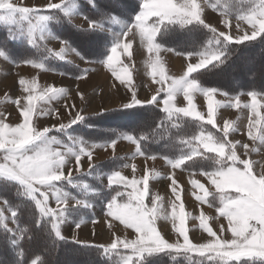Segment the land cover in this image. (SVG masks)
Returning a JSON list of instances; mask_svg holds the SVG:
<instances>
[{
  "label": "rangeland",
  "instance_id": "374dc122",
  "mask_svg": "<svg viewBox=\"0 0 264 264\" xmlns=\"http://www.w3.org/2000/svg\"><path fill=\"white\" fill-rule=\"evenodd\" d=\"M107 1L110 4L109 8L116 7V12L123 11L125 13L130 8L129 6H132L129 2H127L126 5L122 0ZM228 1L230 0H197V3L203 9L201 15L202 19L205 21V24H202L205 29L204 33L206 34V38L212 35V41L211 44L205 46L204 51L198 49L191 51L193 55L190 57L185 55L187 53L178 52L174 50V48L171 49L166 44L156 41L155 38L154 43L159 44L161 47L158 51L149 53L145 42L141 40L135 29L130 32L128 36L121 37L125 42L131 41L128 54H123V49L118 50L121 53L119 55V60L123 62L120 67L127 66L128 68L126 76L124 73H121L122 78L128 82L122 84L120 80L113 76L109 68L104 65L103 60L110 54L111 46L120 39L121 33L125 31L129 25L135 23L134 19L140 11L141 0H137V10L133 14L134 17H132L131 20L119 14H111V16L105 19H92L87 17L84 14L85 12L81 11L80 4H78L77 0H10V2L18 6L39 9L36 15H46L49 16L50 19L47 21H37L36 15H34L31 18V24L26 20H20L18 23L0 21V25L8 26V37L10 36L12 40L15 41H22L32 48L38 47L42 54H50L60 62L65 63L58 68L44 67L39 63L40 61H38L37 57L33 55L28 56L25 51L23 54L16 57L10 53L7 54L6 50L0 49V52L4 53V55L0 56V119H2L4 123L12 126L23 122V117L20 113L23 106L26 104L25 97L29 95V93L24 91V87L30 85L32 81H35L36 87V91L33 95L37 97L50 87L65 89L64 93L57 95L55 98L36 99L34 101L35 108L30 114L31 117H26L28 120L31 119L30 124L25 125V127L29 135H31V126L37 130H43L44 128L49 129L46 133L48 138L51 139L55 137V140L59 142L55 143L54 141L52 148L66 154L65 164L62 166L61 171L67 176L69 169H71L70 179H66L64 182L82 190L92 191V193L89 194H92L94 198L105 205V208H101L96 205L99 204L98 201L92 204L90 201L86 203L85 200L79 199L81 203L90 207L92 213H90L89 216L84 215V217H82V222L75 221L74 219L73 221L71 220V222V217L66 209L67 207H76L78 204H76L75 201H77L78 198L54 181V189L59 191L61 199L66 200V203L61 205L56 201L54 190L41 188V191H46L47 193V206L49 208L59 210L65 207L64 215L60 217V220L54 221L52 217L53 222L59 224L63 237L66 234L70 237L64 238L72 241L77 240L76 242L79 243H81L80 241L82 240H86L88 243L85 244H92L100 247L101 245L97 243L114 242L117 244L116 240L113 239L119 238L120 242L118 244V249H127L130 251H125L123 253V260L125 257L131 260L135 255V250L127 246V243H131L132 239L136 237L135 229L125 226L119 220L111 216L110 219L106 216L107 203L112 196L108 200L102 199V193L100 192L101 189L108 188L113 191L112 195H115L117 192H122L120 196H117V202L122 203L128 200L127 193L131 192L132 189L123 184H121L123 189L119 186L114 188L115 184L109 185L107 177L111 175L110 173L99 174L97 171H89L93 166L92 164L103 162L109 157L117 158L115 156L120 155L124 158L123 160L121 159L123 163L119 166L121 167L119 172L127 179L131 180L133 177L138 180L142 179L147 170L149 175L148 193L145 196L144 203L151 208L152 197L156 196L159 198L157 201L158 209L155 218V227L158 232L155 238L150 242L152 245H155L156 241L159 240L161 244L160 250L177 249L196 253L210 252L218 255L222 260L227 259L230 253L234 254L238 251H250L253 255L241 256L240 258L247 259V261L253 264H264V257L255 254L256 252H264V142L260 140V137L264 135V121L257 124L254 129L256 139L250 138L248 136L249 118L250 115L254 117V114L251 113V109L248 107V105L251 104V98L247 94H242L238 97L223 95V93H225L224 89L227 87V89H229V87L231 89L232 85L240 84L242 81L247 82L246 80L253 79V76L255 77L253 81H255L256 84H260L261 82L264 83V65L262 66L264 62L260 63L259 61L260 58L264 61L263 46L242 53L241 56H246H240L241 58L232 63L230 69L232 68V71L235 70L237 73L243 74L242 76L237 78V76L233 75L232 71H229L225 67L219 70L213 68V71H209L210 73H201L200 76V80L209 85L202 86L196 80L199 88L191 94L192 106L204 117L200 122L207 123L208 100L201 89H216L212 94L213 122L210 125L215 128L218 134L214 131V133L212 131H198L197 136H207L211 134L214 140L224 141L225 138L222 129L225 122H228L229 132L226 139L227 142H230V147L235 149L239 158L233 161L230 156L225 155L224 158H222L223 161L215 165L216 169L219 167L224 169L223 174L208 178L206 175H203L202 172H213L216 169L193 170L192 168L183 169L181 167L174 169L168 163V159L155 154H143L140 149L137 151L138 146L136 142L124 138L125 135L132 136L126 131L118 132L117 138L114 139L116 144L112 146L111 142L92 141L85 135H94L96 130L88 131L89 133L84 132L82 133L83 135L69 130V127L73 124L71 122L76 118L77 114L83 117L87 116L91 122L95 121L96 127L98 125L108 124L109 121L112 124L118 123L134 126L135 124L140 125V123L145 120L151 124V115L154 113L151 109H147L145 113L133 110L130 112H121L122 114H116L118 113L117 108L131 103L133 99L132 94L135 92L136 99L141 101L140 104L149 103L148 106H151L150 103H152L164 109L163 101L166 97V92L159 91L162 87L161 84L156 82L159 76L157 75L153 78L148 74L150 71V59H154L158 55L166 75L179 78L183 75L184 71H186L189 63L196 64L201 59L196 53L204 52L206 55L213 53L220 55L218 52L219 47L217 49V47L215 48L214 46L217 41V36L212 34L209 27H206V24H210L212 27L216 28L217 32H227L234 38L243 35L245 32L250 35V25L236 19V16L239 15L238 12L240 11L241 4L248 2V0H236L238 3H234L232 0V5H228ZM252 1L253 4L258 3V0ZM172 2L178 3L179 0H172ZM49 4H62L61 8H57L58 15L54 13L56 8H49ZM220 7L222 8L219 9ZM65 8L67 9V15L65 14ZM209 12H213V17H211ZM0 14H3V10H0ZM59 15L60 17H58ZM85 17H87L88 20L98 21V25L94 27L104 30L108 35H98L97 40H95V37H92L91 42H88V44L84 42L86 39L90 40L94 32L92 30L93 27H89L88 20ZM113 17H115V21ZM157 19V17H149L150 24L154 23ZM225 20L228 21V27H225L223 23ZM55 22L59 24V27L61 24L64 26L66 23L67 28L64 29L65 31L63 33L59 34L54 30ZM165 23H167V21H165ZM179 25L180 24H176V30H173V32H180L177 33L175 39H180L182 41L181 43L188 41L193 45L192 38L195 37V34L192 33V29H190L191 31L189 32L186 30L179 31V29H177ZM33 26L35 27L30 36L29 29ZM41 29H43V31ZM67 29L71 30L67 31ZM1 34L0 31V43H3L5 42V37ZM30 39L32 41L31 43H29ZM60 40L66 41L69 47L64 48ZM105 40L109 41L105 42ZM207 42L208 40H206L204 44ZM5 43L10 44L11 42ZM101 43H104V45L105 43L107 44L100 49ZM25 49L28 51L26 47ZM71 49H75V51ZM14 52L17 54V50ZM77 53H79V55H77ZM176 56L182 61L181 63L178 61L175 66L173 60L176 59ZM61 57H63V59H61ZM28 61L32 63H28ZM215 61L216 60H213L211 63ZM37 65H42V67H38ZM77 66L82 70L79 74L77 73ZM212 66L214 67V65ZM259 66H262L261 70H258ZM205 67L200 68V72L204 70ZM188 78L193 79L190 77ZM21 79L25 81V85L19 83ZM168 83H170V81H168ZM256 93L263 94L264 92L257 91ZM153 96L157 98L156 102H147ZM237 98H239L240 105L234 107L233 105ZM256 99L258 101L257 111L264 117V95H258ZM17 101H20V103L17 104ZM143 106L147 107V105ZM172 106L175 108L189 107L188 101L185 100L182 91L175 94ZM102 111L105 112L100 113ZM174 114L183 116L182 113ZM61 125L65 127L61 129ZM192 127L193 126H190L191 131H193ZM3 132L4 129L0 128V136L3 135ZM197 136L195 135L192 137L194 141L192 144H194L183 156L191 155L193 151L198 152V156H203L205 154L204 152L207 150L202 147V141L196 139ZM134 141H136L135 138ZM245 144L248 145L247 154L243 147ZM93 145H96V147H93ZM81 147H84L85 153L91 152L92 159L89 161L87 155H82L81 168L77 171L75 156L68 154V149H73V152L78 154ZM228 151L229 147H226L225 152L227 153ZM5 154L6 150L0 149V163H4L3 156ZM153 156L155 159L150 158ZM211 157L213 158L214 154H212ZM89 164H91V167H89ZM233 166L234 171H230L229 169ZM87 171L90 172L89 174H91L92 177V181L89 183L80 178L82 177L80 173H88ZM78 174H80L79 177L75 176ZM169 177H174L179 185L178 190L181 194V201L176 203L177 205L183 204L185 213L184 225L180 224L179 227L185 234L189 235L190 240L185 239L183 241L182 237L175 231L172 217V201L175 200V197L169 188L171 184ZM193 179L197 188H194L190 184V181ZM221 181L223 182L222 184L220 183ZM233 181H238L239 183H233ZM138 187L143 189V184L138 185ZM205 193H207V195H205ZM36 195L40 198L39 192L36 193ZM221 195L229 197L230 200H226L222 203L220 201ZM196 196H200L202 199L197 200ZM225 204L227 205L226 208ZM12 211L13 210L0 199V223L17 234L18 232L14 219L11 215ZM176 211L177 218L180 219L183 215V208L181 207L180 213L179 207H177ZM178 219L175 221L176 225L179 224ZM113 223L121 225L124 229H115L112 226ZM77 224L80 225L79 228L76 227ZM85 224L88 225L86 226ZM98 225H102L103 230L99 229ZM160 234L163 238L160 237ZM209 237H211V239ZM178 241L183 244L179 249L175 247ZM206 241H208V244L204 243ZM164 243H170L174 246L163 247L162 245ZM197 245L201 247H196ZM66 252H70V250H66ZM74 252L77 253H74L75 256H79L80 253H82L79 249ZM145 252L148 253L147 251ZM120 264H123V261Z\"/></svg>",
  "mask_w": 264,
  "mask_h": 264
},
{
  "label": "snow or ice",
  "instance_id": "6c2138e0",
  "mask_svg": "<svg viewBox=\"0 0 264 264\" xmlns=\"http://www.w3.org/2000/svg\"><path fill=\"white\" fill-rule=\"evenodd\" d=\"M89 3H93V0H88ZM49 8H61L62 4H49ZM0 10H3V14H0V21H5L7 23H18L20 20L29 21L31 24V18L36 15L39 9L32 7H24L18 6L15 3L10 2V0H0ZM65 14L67 15V9L65 8ZM202 11L203 9L197 3V0H179L178 3H173L172 0H141L140 11L135 16V23L129 25L125 31H123L120 35V39L115 42L110 48V54L103 60V63L109 70L112 72L113 76H115L118 80L121 81L122 84L127 83L124 78H122L121 73L127 75L128 68L127 66L120 67L123 64L122 61L119 60V55L121 54L118 50L123 49V54H128V49L130 47L131 41L125 42L121 39V37L128 36L130 32L134 29L139 34L142 41L145 42L147 51L149 53H153L158 51L161 47L159 44L154 43V38L157 33L161 31V25L167 24H180L181 26L191 24L193 22H198L200 24H205V21L202 19ZM149 17H157L158 19L151 23L149 22ZM87 20L88 18L85 17ZM37 21H47L50 19L49 16L46 15H36ZM238 21L245 22L251 27V34L249 35L245 32L243 35L238 37H233L229 33L221 31L217 32L216 28L212 27L210 24H206V27H209V30L214 33L218 38H222L224 41L231 42L235 40V42L239 43L242 41L255 39L261 33H264V0H258V3H254L253 6L246 12H243L236 16ZM115 21V17H113ZM225 27H228V21H223ZM89 27H94L98 25V21L88 20ZM33 27L29 29V35L33 31ZM43 31V29H41ZM31 39L29 43H31ZM61 45L64 48L69 47L66 41L60 40ZM75 51V49H71ZM63 51V48H62ZM4 55L3 52H0V56ZM79 55V53H77ZM186 56H192L193 53L189 52L185 54ZM196 55L200 56L201 59L196 64L189 63L187 65L186 71H184L183 75L179 78L169 77L165 73V69L161 64L160 57L157 55L154 59H150L149 62V75L155 78L157 75L159 79L156 81L161 84L162 87L159 91L166 92V97L163 101L164 111L167 112L170 116L174 113H182L185 116L195 117L197 119L203 120L204 117L195 110L192 106V92L196 91L199 88L198 82L195 79H189V74L195 72L196 70L205 67L210 64L213 60H220L221 56L215 53L206 55L204 52H198ZM63 59V57H61ZM28 63H32L28 61ZM38 67H42V65H37ZM79 78V77H78ZM170 81V83H168ZM21 85H25V81L21 79L19 81ZM131 90V89H130ZM24 91L29 93L25 97L26 104L23 106V109L20 115L23 117V122L18 123L14 126L4 123L2 119H0V128L4 129L3 135L0 136V149L6 150V154L3 156L4 163H0V177L7 178L10 180H14L18 182L21 186H23L25 190V194L27 197L31 198L35 202V206L37 210L44 216L53 217L54 221L60 220V217L64 215V209L60 208L54 209L49 208L47 206V193L46 191H41V188L54 190V195L56 197V201L58 204H65L66 200L61 199L59 191L54 189V181H60L62 179H70L71 177V169H69L68 175L65 176L61 171L62 166L65 164V153H62L58 150H54L52 148V144L59 143L55 140V137L49 139L46 133L49 129L44 128L43 130H37L36 128L31 126V135H29L28 130L25 125L30 124V120L26 119V117H31L30 114L33 112L35 108L34 101L36 99H45V98H55L57 95L64 93L65 89L63 88H48L46 89L39 97L33 95L36 91L35 81H32L30 85H26L24 87ZM182 91L185 100L188 101L189 107L175 108L172 106V101L175 98V94L177 92ZM203 91L204 96L208 100L207 109H208V117L207 123L211 124L212 114H213V100L212 94L216 91V89H201ZM132 102L129 104L123 105V107H131L133 105L140 104L141 101L136 99V94L133 92ZM247 95L251 98V104L248 107L251 109V113L249 118V130L248 136L252 139H256L254 134V129L257 124H260L261 121H264V117L260 115L257 111L258 94L256 92H248ZM156 97L153 96L147 102H156ZM20 101H17L19 104ZM240 105L239 98L236 99L234 107H238ZM83 116L77 114L76 118L71 122L75 123L81 120ZM7 126V127H5ZM65 126L61 125V129ZM225 140H214L211 134L207 136H197L196 139L202 141V147L207 151L215 152L217 154L216 163L220 164L225 155H228L232 158L233 161H236L239 156H237L236 151L233 147H230V142H227V135L229 132V124L225 122L224 127L222 129ZM127 140H131L133 142L134 138L130 135H125L124 137ZM260 140L264 142V135L260 137ZM116 141H111V145L114 146ZM96 147V145H93ZM229 147V151L226 153L225 148ZM245 149V153L247 154L248 145H243ZM139 151V148H137ZM68 154L75 156L76 161V170L79 171L81 168V156L87 155L89 161L92 159L91 152L85 153L84 147L79 149V153L76 154L73 152V149H68ZM199 155L198 152L193 151L191 155L182 156L176 160H168V163L172 168H180L182 164L186 160H192L193 156ZM155 159V157H150ZM91 167V164H89ZM230 171H234V166L229 169ZM224 169L219 167L213 172H202L203 175H206L208 178L212 176H216L219 174H223ZM171 180V184L169 185L170 191L172 192L175 200L172 201V217L174 222L175 231L182 237L183 241L185 239H189V235L185 234L184 231L179 227L180 224L184 225L185 222V213L183 204L177 205L176 202L181 201V194L178 190L179 185L174 177H169ZM107 181L109 185L112 184H123L132 189L131 192L127 193L128 200L126 202L118 203L117 196H120L121 193L117 192L115 195L111 197V199L107 203V215L119 220L125 226L135 229L136 237L132 239L131 243H127L129 248L135 250V255L138 257H142L145 251L151 253L154 251H158L161 248L160 241L157 240L155 245H152L150 242L155 238L157 228L155 227V218L158 209V197L153 196L151 199V208H149L145 203V196L148 193V181L149 175L147 170L143 175L142 179H133L129 180L126 177L121 175V172L115 171L111 175L107 177ZM194 179L190 181V184L197 188L194 184ZM223 183L222 181L220 182ZM233 183H239L238 181H233ZM143 184V189L139 188L138 185ZM86 187V186H85ZM216 187V185H215ZM204 190V189H201ZM40 193V198L37 197L36 193ZM207 195V193H205ZM197 200H201L202 197L196 196ZM226 200H230L229 197H225L221 195L220 201L223 203ZM76 204H80L81 201H75ZM238 203V202H237ZM177 207H179V213L181 207L183 208V215L180 219L177 217ZM227 205L225 204V208ZM11 215L15 217L16 212L12 211ZM179 220V224L176 225L175 221ZM52 230L54 231L56 237L62 238L60 226L58 223L53 222ZM77 228L80 227L79 224L76 225ZM185 228V227H184ZM160 237L163 236L160 234ZM211 239V237H209ZM116 240L117 243L120 242L119 238L113 239ZM208 244V241L204 242ZM163 247H173L174 245L170 243H164ZM183 244L179 241L175 245L178 249L182 247ZM104 247V246H101ZM196 247H201L197 245ZM111 248V244L104 247V250L107 252ZM256 255H260L264 257V252H256ZM252 252L238 251L234 254L230 253L229 257L225 259L224 264H229L230 259L239 260L241 256H251ZM33 264V262H32ZM123 264H130V260L128 257H125L123 260Z\"/></svg>",
  "mask_w": 264,
  "mask_h": 264
},
{
  "label": "trees",
  "instance_id": "16d2710c",
  "mask_svg": "<svg viewBox=\"0 0 264 264\" xmlns=\"http://www.w3.org/2000/svg\"><path fill=\"white\" fill-rule=\"evenodd\" d=\"M122 1H124L126 5L127 2L132 5H128L130 8L125 13L123 11L116 12V7L109 8L110 4L107 0H93V3H89L88 0H77L78 4H80L81 11L85 12L84 14L92 19H105L108 16H111V14H119L120 16L127 17L129 18V20H131L132 17H134L133 14L137 10V0ZM228 2V5H232V0ZM233 2L238 3L236 2V0H233ZM252 6L253 1L248 0V2L241 4V8L238 14L248 11ZM221 8L222 7H220L219 9ZM57 12L58 9L56 8L54 13L57 14ZM58 17H60V15ZM66 23L64 26L63 24H61L59 27V24L55 22L54 30L59 34L63 33L65 31L64 29L67 28ZM165 24L166 25L160 26L161 31L157 33L155 39L158 42L160 41L161 43L166 44L171 49L174 48V50L178 52L188 53L197 49L200 51H204L205 46L211 44L212 35L208 34L209 36L206 38V34L204 33V26L198 22H193L191 23L192 25H179V27L177 28L179 29V31L186 30L187 32L191 31L190 29H192V33L195 34V37L192 38L193 45L188 41L181 43L182 41L180 39H175L177 37V33H180L177 31L173 32V30H176V24ZM7 29L8 26L2 24L0 25V31L2 33L1 35L5 37V42H11L10 44H7L5 42L0 43V49L6 50L7 54L10 53L11 55H15L17 57L18 55L23 54L25 51L28 56L33 55L37 57L38 61H40L39 63L44 67L48 66L50 68H58L65 63L60 62L50 54H42V52H40L39 50L40 48L38 47L32 48L31 46L24 44L22 41L12 40L10 36L8 37ZM70 30L71 29H67V31ZM92 30L94 32L92 33L93 35L90 37V40H84V42H86L87 44L88 42H91L92 37H95V40H97L98 35H108L104 30H101L97 27H93ZM206 40H208V42L204 44ZM107 41L109 40H105V42ZM106 44L107 43H105V45ZM105 45L104 43H101L100 49ZM214 46L215 48L217 47V49L219 47L218 52L221 56V59L218 61L216 60L210 65L208 64L201 72V69H199L198 71L189 74L190 78L197 80L202 86H206L209 84H205L200 80L201 73L208 74L213 71V68L215 70H219L222 67H225L229 71H232V68L230 69L232 63H234L235 60L246 56H241L242 53L250 49H255L257 47H264V33H261V35H258L255 39L242 41L239 42V44L235 41H224L222 38L217 37V41ZM25 47L28 49V51L25 49ZM16 50L17 54H15L14 52ZM259 61L260 63L264 62L261 58L259 59ZM212 65H214V67ZM263 65L264 64H262V66ZM262 66H259L258 70H261ZM81 71L82 70L77 66V73L79 74ZM232 73L233 75L237 76V78L243 75L239 72L237 73L235 70H233ZM253 79H255L254 76ZM253 79L251 78L250 80H246L247 82L242 81L240 84L232 85L231 89L230 87L229 89H227V87L226 89H224V92L232 95L250 91L264 92V83L261 82L260 84H256ZM228 85L231 86L230 84ZM148 104L149 103H142L131 107H119L117 108L118 113L116 114H122L121 112H130L133 110L142 111V113H145L147 109H151L154 111V113L151 115V124H149L150 122L148 123V121L146 122L145 120L140 123V125L135 124L134 126L118 123L112 124L109 121L108 124H102L96 127L94 123L95 121L91 122V120L88 119L87 116H84L82 120L73 123L69 127V130L71 132L75 131L81 135H83L82 133L84 132L89 133L88 131L96 130V133L94 135H85L88 136V138H90V140L92 141L105 143L111 142L116 139L118 132L126 131L136 139L135 142L143 154H155L173 161L182 157L186 152L189 151L191 146L194 144H192V142H194L192 140V137L195 135L197 136L198 131L216 132L214 127H212L208 123L200 122L202 121L200 119L190 116L187 117L184 115L183 117L176 114H172L170 116L163 109L159 108V106H156L152 103H150L151 106H148ZM143 105H147V107H144ZM104 112L105 111H102L100 113ZM190 126H193V131L190 130ZM216 133L218 134V132ZM204 153L205 154L203 156L197 155L193 156L192 160H186L180 167L183 169L192 168L193 170L216 169L215 165H218L216 163L217 155L215 153L207 151ZM212 154H214L213 158L211 157ZM115 157L117 158L109 157L103 162L92 164L93 166L90 168L91 170L89 169V171H97L99 172V174H112L114 170L117 169L121 165V163H123L121 159L123 160L124 158H122L120 155ZM89 171H87L88 173H80L82 175V177L80 178L86 180L88 183L92 181V177L91 174H89ZM80 174L75 176L79 177ZM64 180L66 179H62L56 182L58 183V185L63 186V188L67 189L72 195L76 196V198L85 200L86 203H89L90 201L92 204H95V202L98 201L92 196V194H89L92 193V191L79 189L74 185L64 182ZM117 186L123 189L121 184H115L114 188H117ZM22 187L23 186H21L14 180L0 178V199H2L8 207L16 212V215L15 217H13V219L16 230L18 232L17 235L10 229H8V227L0 223V264H32V262L33 264H120L123 261V253L125 251L130 252L127 249L118 248H110V250L106 252L103 247L97 245L79 243L64 237H56L51 227L53 223L52 217L42 215L37 210L34 200L26 196L25 190ZM100 192L102 193L101 198L106 200L114 195H112L113 191L110 188L101 189ZM98 202L99 204L96 205L101 208H105L104 204H102L100 201ZM66 211H68V214L70 215L72 221L73 219L75 221H80L82 217H84V215L89 216L90 213H92L90 207L85 204L77 205L76 207H67ZM77 249L82 251L79 256L74 255V253H76L74 251ZM66 250H70V252H66ZM144 253L145 254H143L142 257L134 255L130 260V264H224L225 261L220 259L218 255L210 252L196 253L186 250L163 249L151 253ZM229 264L253 263L247 261V259L240 258L239 260L230 259Z\"/></svg>",
  "mask_w": 264,
  "mask_h": 264
},
{
  "label": "crops",
  "instance_id": "0c3cea01",
  "mask_svg": "<svg viewBox=\"0 0 264 264\" xmlns=\"http://www.w3.org/2000/svg\"><path fill=\"white\" fill-rule=\"evenodd\" d=\"M209 14L211 15V17H213V12L211 13V12H209ZM174 61V64H175V66L177 65V62L179 61L180 63H181V59L178 57V56H176V59H174L173 60ZM250 92H253V91H250ZM222 93V92H221ZM248 92H242V93H239V94H225V93H223V95H226V96H230V97H238V96H240V95H242V94H247ZM264 94V93H263ZM228 137V136H227ZM230 140V139H229ZM120 168L121 167H118L117 169H115L114 170V172L115 171H120ZM77 200H79V199H77ZM80 204H83V203H80ZM79 205V204H78ZM65 211V210H64ZM92 211H94V210H92ZM106 216H108V215H106ZM69 218V217H68ZM108 218L110 219L111 217L110 216H108ZM70 219V218H69ZM70 221H71V219H70ZM72 222V221H71ZM79 222H82V219L79 221ZM74 224H76V223H74ZM86 225V224H85ZM88 225V224H87ZM86 225V226H87ZM86 226H84V227H86ZM115 229H117V230H122V229H124L121 225H119V224H117V223H113V225H112ZM164 226H165V224H164ZM102 225H98V228L99 229H101V230H103L102 229ZM163 228V227H162ZM66 229V228H65ZM164 229V228H163ZM61 235H62V233H61ZM62 237H63V235H62ZM64 237H67V238H70L69 236H68V234H66ZM73 239V238H72ZM75 241H77V240H75ZM80 241V240H79ZM81 243H88V241H86V240H82V241H80ZM98 245H101V246H104V247H106V246H108V245H110L111 244V248H118L119 247V243H114V242H109V243H104V242H99V243H97ZM113 246H116V247H113Z\"/></svg>",
  "mask_w": 264,
  "mask_h": 264
},
{
  "label": "clouds",
  "instance_id": "9594fccd",
  "mask_svg": "<svg viewBox=\"0 0 264 264\" xmlns=\"http://www.w3.org/2000/svg\"><path fill=\"white\" fill-rule=\"evenodd\" d=\"M245 163H247V162H245Z\"/></svg>",
  "mask_w": 264,
  "mask_h": 264
}]
</instances>
